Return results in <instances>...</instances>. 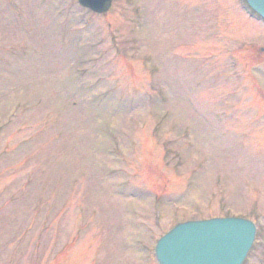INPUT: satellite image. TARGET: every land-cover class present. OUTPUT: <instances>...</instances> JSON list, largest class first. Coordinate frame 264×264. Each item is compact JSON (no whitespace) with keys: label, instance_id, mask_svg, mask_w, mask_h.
Instances as JSON below:
<instances>
[{"label":"rangeland","instance_id":"374dc122","mask_svg":"<svg viewBox=\"0 0 264 264\" xmlns=\"http://www.w3.org/2000/svg\"><path fill=\"white\" fill-rule=\"evenodd\" d=\"M237 217L264 264V20L244 0H0V264H157Z\"/></svg>","mask_w":264,"mask_h":264},{"label":"water","instance_id":"95a60500","mask_svg":"<svg viewBox=\"0 0 264 264\" xmlns=\"http://www.w3.org/2000/svg\"><path fill=\"white\" fill-rule=\"evenodd\" d=\"M85 10L106 14L112 0H76ZM264 20V0H245ZM256 233L255 225L242 218H213L177 224L154 247L157 264H243Z\"/></svg>","mask_w":264,"mask_h":264}]
</instances>
